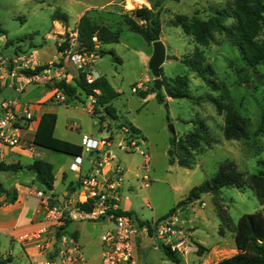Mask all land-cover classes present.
Wrapping results in <instances>:
<instances>
[{
  "label": "rangeland",
  "instance_id": "1",
  "mask_svg": "<svg viewBox=\"0 0 264 264\" xmlns=\"http://www.w3.org/2000/svg\"><path fill=\"white\" fill-rule=\"evenodd\" d=\"M232 1L162 0L161 39L165 43L167 55L171 56L161 67L163 75L168 78L187 76L192 94L200 99H172L163 88L159 92L164 101L160 102L156 97L159 92L151 91L154 78L149 62L153 45L132 31L126 21L137 19L134 10L143 5L140 0H0V53L6 59L37 51L41 61L52 60L53 54L58 52L57 46L61 36L58 33L78 27L84 14H88L98 25L107 26L119 33L117 43L104 47L105 53L96 63V70L106 76L119 92V96L111 102L116 111L117 128L116 145L112 150L126 168L121 204L130 209L131 216L136 221L152 222L153 219L165 216L179 201L185 199L194 187L209 181L224 161L235 163L246 182L251 175L264 171V134L255 136L264 115V63L256 68L247 67L238 48L224 34L216 33V42L210 43L205 49L209 62L216 70L217 81L223 83L228 90L229 100L223 98L225 104L232 105L249 119L248 139L227 140L223 132L225 112L219 113L213 103L203 98L205 94L212 92L210 87L180 60L195 51L196 39L172 24L177 15L189 18L198 15L200 18H207L218 9L227 8ZM56 10L68 15V23L53 19ZM226 24L229 25L230 21ZM2 36H6V42L1 40ZM147 77L150 80L144 82ZM141 82L144 87H138ZM133 88L138 91L134 92ZM42 91L43 88L30 87L20 99H35L43 94ZM143 91L145 95L141 94ZM213 94L222 96L220 92ZM85 101L86 94L81 91L80 100L77 102L72 100L68 105L62 103L42 108L56 112L57 136L72 139L78 137L79 133L98 135L102 121L98 115H91L83 108ZM103 112L104 110L100 109V113ZM104 118L106 121L112 119L105 112ZM68 123L79 126V129L67 130ZM170 125L173 126L174 133L170 131ZM123 127L132 133V127L139 129V133L133 135L135 139L140 135L139 145L150 157L148 187H144L139 177H136V173L141 172L138 167L142 164V156L137 152L121 151L117 147L123 138L120 132ZM198 129L202 131V140L199 147L191 151L190 166L183 167L178 162L181 152L175 143L181 140L188 146L193 145L189 136L192 132L198 133ZM127 137L128 134L124 136ZM110 138H114L113 133ZM49 154L51 160L57 158V161L64 162L67 166L74 161L66 154L55 151ZM86 157L85 155V163ZM68 174L72 177L70 171ZM35 187L38 185L35 184ZM217 197L220 198L221 209L235 224L244 214H264V204L247 185L240 189L225 187L217 196L205 193L201 199L187 205L186 207H189L184 210L185 213L181 210L178 215V224L186 225L190 220L191 225L197 226L193 235L197 241H203L202 238L207 235L205 229L199 226L202 221L205 220L208 227L212 228L221 220ZM86 224L95 237L110 223L97 221ZM222 225L226 226L225 223ZM208 239L212 241L213 237L208 236ZM235 252L233 244L227 245L216 253L217 260L230 257ZM86 255L90 263L97 261L96 248H89ZM193 257L198 259L199 255L192 253L187 255L186 259Z\"/></svg>",
  "mask_w": 264,
  "mask_h": 264
},
{
  "label": "trees",
  "instance_id": "2",
  "mask_svg": "<svg viewBox=\"0 0 264 264\" xmlns=\"http://www.w3.org/2000/svg\"><path fill=\"white\" fill-rule=\"evenodd\" d=\"M124 1V0H122ZM151 8L143 6L134 10V16L137 19L126 20L129 28L140 34L144 40L152 45L155 41L160 40L162 36L161 14L163 12L162 0H151ZM54 20H59L68 23L69 17L61 10H56L53 14ZM230 21V24L226 23ZM173 26L180 27L187 35L193 36L196 39V49L191 55H185L180 58L191 71L195 72L198 77L204 80L210 87V93L203 97L213 103L219 113L225 112L224 137L227 140H246L250 137L249 119L243 116L239 111L235 110L231 105H226L225 100H229L228 90L223 83L216 79V70L209 62L205 49L210 43L216 42V33L224 34L235 45L241 55L245 65L249 68H256L264 63V0H233L227 5V8L218 9L215 14L208 15L207 18H200L194 15L191 18L185 15H177L172 20ZM80 39L88 46L92 47V37L97 33L102 44L101 53H105L104 47L107 44L117 43L119 41V33L111 30L107 26H100L88 15L84 14L78 23ZM161 76L163 87L172 99L187 98L192 101H198L200 98L194 96L189 87L187 76H176L168 78L163 75L161 68ZM62 87L68 96V100H80L78 90L83 91L86 95L99 90L97 96L96 111L99 114L100 109L116 119V111L111 102L119 96V92L113 87L106 76H100L94 83L88 84L83 77L76 80L75 83L62 82L58 84ZM159 92V91H158ZM213 92H220L222 96H214ZM145 95V91L141 92ZM160 102L164 101L163 96L159 93L156 95ZM101 116L100 120L103 121ZM57 114L53 112H45L39 123L38 130L34 137V144L53 150L58 153L71 156H81L83 149L81 145L74 144L64 139H60L55 135L57 126ZM203 125V124H202ZM134 135L139 133V129L131 128ZM202 131L192 132L189 136L193 141V145H187L181 140L175 145L181 152L179 155V164L183 167H188L191 164L190 157L192 149L199 147L202 140ZM264 134V115L256 129L255 136ZM36 176V182L40 189L49 193L54 188L55 175L54 167L48 161L43 159L34 160L30 167ZM21 166L0 164V173L7 171H18ZM249 186L258 197L259 201L264 204V171L253 174L249 177L248 182L244 180L243 174L238 170L235 163L224 161L221 163L219 170L207 182L194 187L189 195L179 201L165 216L173 214L176 210H184L187 205L201 199L205 193H212L217 196L225 187L243 188ZM74 191L75 188H69ZM0 194H9L5 188L0 191ZM15 197L11 198L14 201ZM217 206L220 211L222 225L219 228V233L223 234L225 230H233L235 232V241L237 253L223 258L214 264H264V214L262 212L244 214L237 224H234L229 215H226L220 207V198L217 197ZM131 215L132 212H126ZM150 224L149 221L142 222ZM76 238V233L73 234ZM197 253L202 255L206 248L201 244H196ZM166 255L175 263L179 264L182 258L172 252L170 248L163 247ZM7 260H0V264H6Z\"/></svg>",
  "mask_w": 264,
  "mask_h": 264
},
{
  "label": "built area",
  "instance_id": "3",
  "mask_svg": "<svg viewBox=\"0 0 264 264\" xmlns=\"http://www.w3.org/2000/svg\"><path fill=\"white\" fill-rule=\"evenodd\" d=\"M59 43L54 58L43 64L36 52L17 55L9 59L0 53V164L6 163L4 152L22 143L21 132L27 128L33 118V108L20 99V95L30 86L49 88L52 100L66 102L64 89L58 84L75 83L81 77L88 84L94 83L100 74L96 63L101 58L102 44L97 33L92 37V47H88L79 36L78 27L58 33ZM1 40L6 42V36ZM146 78L144 82H148ZM138 87H144L141 82ZM15 95H8L7 91ZM134 92L138 90L133 88ZM99 90L86 95L83 108L91 115L96 111ZM102 126L107 127L102 121ZM128 137L118 145L124 152H137L143 160L138 175L144 187L149 186L150 157L141 149L133 133L123 127ZM112 140L83 135L80 145L83 153L94 157L93 165L87 172H82L83 156H75L70 170L78 173L76 190L65 196L61 205L51 203V196L38 189L36 196L40 200L39 212L43 215L46 226L20 237L45 251L53 242L61 243L60 264H89L79 244L60 232L68 222L107 221L112 228L101 235L102 252L99 264H136L135 240L143 234L159 240L165 247L179 256H186L192 250L189 233L178 227L180 209L164 219L143 224L128 215L121 206V192L125 184V166L111 149ZM54 230V232H52ZM39 264H53L48 261Z\"/></svg>",
  "mask_w": 264,
  "mask_h": 264
},
{
  "label": "crops",
  "instance_id": "4",
  "mask_svg": "<svg viewBox=\"0 0 264 264\" xmlns=\"http://www.w3.org/2000/svg\"><path fill=\"white\" fill-rule=\"evenodd\" d=\"M127 2V0H124ZM151 0H140L143 5L139 7L146 6L151 8ZM162 40V39H161ZM163 41V40H162ZM164 42V41H163ZM165 44V43H164ZM37 53V51H34ZM57 53L53 54L52 59L56 56ZM38 55V53H37ZM40 60V59H39ZM49 61H41V63L46 64ZM98 72V71H97ZM99 73V72H98ZM100 74V73H99ZM100 76H102L100 74ZM149 80L150 78L147 77ZM111 83V82H110ZM37 89L43 88V94L38 96L35 99H25L24 102L30 104L33 108V118L30 121L27 128L22 132V143L16 147L6 149L4 152L5 160L8 165H20L21 169L18 171H7L0 173V181L3 184V188L9 191V194H0V260H7L6 264H39L51 261L53 264H60L61 260V243L53 242L45 251H40L35 245L28 241H23L20 237L29 234L37 229H40L47 225L43 219V215L39 212L40 200L36 196V191L40 189L38 183L36 182V176L33 170L30 168L36 159H43L51 163L54 167L55 182L54 188L48 194L51 196V199L54 202H57L63 196L68 195L73 192L69 188H77L78 186V173L70 170V165L67 166L64 162L57 161V158H52L51 154L53 150L40 147L34 144V137L38 130L40 119L45 112H53L51 110H42L44 106L54 105V104H66L70 102L67 99L66 102H55L52 100V94L49 88L43 86H30ZM28 87L21 95L26 94L29 90ZM117 91V90H116ZM83 92V91H82ZM8 95H14L12 91H7ZM81 90H78V95L80 96ZM79 99L73 100L77 102ZM112 104V103H111ZM99 119L101 116L104 117V112L100 113ZM58 117V116H57ZM103 121L106 123L107 127L102 126V122L99 127V132L97 136L90 135L88 133L78 134V137L65 138L59 137L56 134L57 126L55 130V135L60 138L72 142L74 144L80 145L81 138L83 135H90L94 138H107L110 137V134L113 133L114 138L112 139L111 149L116 145L115 131L117 130L115 125V119H110L106 121L105 118ZM58 124V120H57ZM111 126V129H109ZM66 128L69 131H77L79 126L76 127L75 124L68 123ZM137 128V127H135ZM138 129V128H137ZM123 135L122 140H124L125 132L120 131ZM118 143V145L122 142ZM118 147V146H117ZM119 148V147H118ZM122 151V150H121ZM62 154V153H61ZM67 155V154H66ZM85 155L87 156V163H85ZM71 156V155H69ZM83 164L82 172H87L91 169L94 161L88 153H83ZM74 160V156H71ZM119 160V159H118ZM126 169V168H125ZM139 170V167H138ZM68 171L72 173V177L68 174ZM139 173H136L138 177ZM35 184L38 187H35ZM15 197L14 201H11V198ZM122 206V204H121ZM189 207V206H188ZM188 207H185L184 210H187ZM122 208L125 211L131 212L129 208ZM182 210L184 213L186 211ZM161 217L157 218L159 220ZM107 222V221H106ZM178 222V221H177ZM86 223H91L87 221H73L68 222L64 225L60 232H63L76 240V242L81 247V251L87 262L89 264H99L101 260L102 252V242L101 235L104 231L112 228V223L103 230V232L97 236H92L90 230L87 228ZM187 224H178V227L184 228L189 233V239L193 250L189 254H198L196 252V244H201L206 251L202 255H199L198 259L194 257L192 259H186V256H180L182 261L179 264H214L222 259L217 260L216 253L222 251L227 245L233 244L235 249V254L237 253L236 241H235V232L233 230H225L223 234L219 233V228L221 226V220L219 223H216L212 228L208 227V224L205 223V220L200 223V227L205 229L207 239L202 238L203 241H197L194 239V230L197 226L191 225L190 220L186 222ZM235 224V223H234ZM54 232V230H52ZM76 233V238L74 237ZM208 236L213 237V240L210 241ZM207 244V245H206ZM164 245L154 237L150 235L143 234L138 236L135 240V259L136 264H177L173 262L165 253ZM95 249L97 251V261L90 263L86 251L89 249ZM188 254V255H189ZM90 256V255H89ZM184 260V261H183Z\"/></svg>",
  "mask_w": 264,
  "mask_h": 264
},
{
  "label": "water",
  "instance_id": "5",
  "mask_svg": "<svg viewBox=\"0 0 264 264\" xmlns=\"http://www.w3.org/2000/svg\"><path fill=\"white\" fill-rule=\"evenodd\" d=\"M152 45H153V54L149 62V68L154 78V85L151 91L155 93L161 91L164 88L162 76H161V67L166 60H169L171 58V56L167 55L166 46L161 39L155 41ZM170 131L174 133V128L172 125H170ZM2 189H3V184L0 181V191ZM65 196H63L57 202L51 200V203H53L56 206H59L64 201Z\"/></svg>",
  "mask_w": 264,
  "mask_h": 264
},
{
  "label": "bare ground",
  "instance_id": "6",
  "mask_svg": "<svg viewBox=\"0 0 264 264\" xmlns=\"http://www.w3.org/2000/svg\"><path fill=\"white\" fill-rule=\"evenodd\" d=\"M140 135L139 136H137V138H136V141L138 142V140H140ZM139 143V142H138Z\"/></svg>",
  "mask_w": 264,
  "mask_h": 264
}]
</instances>
